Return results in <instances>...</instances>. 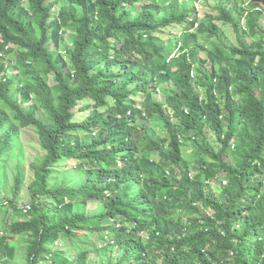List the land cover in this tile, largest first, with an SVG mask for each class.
Returning a JSON list of instances; mask_svg holds the SVG:
<instances>
[{
	"label": "trees",
	"instance_id": "1",
	"mask_svg": "<svg viewBox=\"0 0 264 264\" xmlns=\"http://www.w3.org/2000/svg\"><path fill=\"white\" fill-rule=\"evenodd\" d=\"M210 1L0 0V264H264V0Z\"/></svg>",
	"mask_w": 264,
	"mask_h": 264
},
{
	"label": "rangeland",
	"instance_id": "2",
	"mask_svg": "<svg viewBox=\"0 0 264 264\" xmlns=\"http://www.w3.org/2000/svg\"><path fill=\"white\" fill-rule=\"evenodd\" d=\"M243 2H245L246 4L247 3H249V0H243L241 3H240V5H242L243 4ZM215 5H216V3H214V2H212V1H210L207 5H203L202 3H201V5L198 7V17L200 16L201 18H202V13H204V11L205 12H210V11H212V13L215 15V14H217V7H215ZM228 6H232V3L231 2H229L228 3ZM234 15H235V13H234ZM199 17V18H200ZM217 24L219 25V27L220 28H225L223 31L229 36V44L230 45H235V43H237V41H236V39H235V34H234V32H233V30H232V28H231V26L230 25H227V26H224L223 24H222V22L221 21H218L217 22ZM259 24H260V27L262 26L263 28H264V17L262 18V20L259 22ZM165 30V31H164ZM164 30H162L161 31V33L159 34L160 35V37L162 38V39H164V40H166V42H168L169 41V39H170V37H169V35H176V36H179V33H181L182 31H181V28L180 27H175L174 29L173 28H167V29H164ZM227 36V37H228ZM242 37H244L243 35H242ZM199 39H200V41L202 40V38H200L199 37ZM248 40H250V38H247V37H245V41L247 42V43H249L248 42ZM67 47H69L70 48V46L69 45H67ZM11 55L12 54H9V55H7V56H5L6 57V59H9L10 57H11ZM64 55H65V53H64ZM6 59H5V61H6ZM66 59H67V57H66ZM164 92L162 91V89H160V92L159 93H155V99H159V100H162V99H164ZM168 112H169V110H168ZM77 119H79L80 118V116H79V113H78V116L76 117ZM27 134L29 135V137H33V136H31V132H30V130L29 131H27ZM213 137V140H214V136H212ZM183 142H184V145H185V141H184V139H183ZM211 146H212V148L213 149H217L218 148V145L217 144H215V143H213V144H210ZM182 151H183V154H193L194 153V149H193V146L192 145H190V142L188 141L187 142V144L183 147V149H182ZM17 153V150H15V152H14V155ZM14 157V156H13ZM11 158L10 159V163H8L10 166H13V164H12V162L13 163H16L15 162V159L14 158ZM30 157H31V152H29L28 153V155H27V159H30ZM5 166L8 168V165H6L5 164ZM62 163H58V164H56L55 165V168H57V169H61L62 168ZM6 168V169H7ZM26 169H27V167H26ZM28 170V169H27ZM26 175H27V178H29V175H30V172H26ZM26 183H28V180H26ZM214 187L216 186L215 184H212ZM24 193V189L22 190V192H21V195ZM4 196H1L0 195V203H2V202H4ZM18 202H19V205L21 206V207H24V205H26V203L28 202V199L26 198V197H22L20 200H18ZM98 205H99V201L98 200H94V201H90V202H88V204H87V210L88 211H92V212H97L98 211ZM10 214H12L11 215V219H15V216H13V213L10 211ZM17 219V218H16ZM1 233L3 232V233H7V230H3V231H0ZM9 236V235H8ZM24 236H10V237H8V241L9 242H11V244L15 247V258H14V260H12L11 261V264H23V259H21L19 256H20V253L22 252V250L24 249L23 248V241H24ZM62 247V246H61ZM63 249L65 250V253L67 254V255H70V250H69V248H67V247H63ZM20 258V259H19Z\"/></svg>",
	"mask_w": 264,
	"mask_h": 264
},
{
	"label": "clouds",
	"instance_id": "3",
	"mask_svg": "<svg viewBox=\"0 0 264 264\" xmlns=\"http://www.w3.org/2000/svg\"><path fill=\"white\" fill-rule=\"evenodd\" d=\"M179 1H181L182 3L183 2L186 3V8H188L187 2L189 3L190 6H193L195 11H196L197 16H198V7L201 5V3L203 5H207L208 4V0H179ZM224 5H225L226 8H230V6H228L227 4H223L222 6H224ZM3 55H4V57L6 56V54H4V53H3ZM5 59H6V57H5ZM159 91H160L159 89H156V93H159Z\"/></svg>",
	"mask_w": 264,
	"mask_h": 264
},
{
	"label": "built area",
	"instance_id": "4",
	"mask_svg": "<svg viewBox=\"0 0 264 264\" xmlns=\"http://www.w3.org/2000/svg\"><path fill=\"white\" fill-rule=\"evenodd\" d=\"M192 74V73H191Z\"/></svg>",
	"mask_w": 264,
	"mask_h": 264
}]
</instances>
